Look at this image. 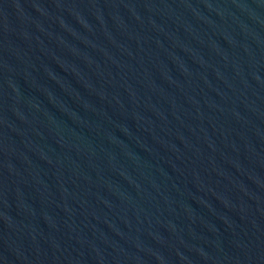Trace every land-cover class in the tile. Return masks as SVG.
Returning <instances> with one entry per match:
<instances>
[{
    "label": "water",
    "instance_id": "1",
    "mask_svg": "<svg viewBox=\"0 0 264 264\" xmlns=\"http://www.w3.org/2000/svg\"><path fill=\"white\" fill-rule=\"evenodd\" d=\"M0 264H264V0H0Z\"/></svg>",
    "mask_w": 264,
    "mask_h": 264
}]
</instances>
